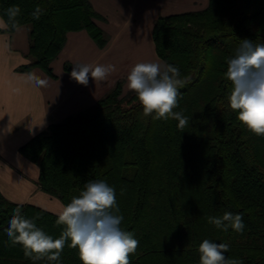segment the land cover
Instances as JSON below:
<instances>
[{
	"label": "trees",
	"instance_id": "trees-1",
	"mask_svg": "<svg viewBox=\"0 0 264 264\" xmlns=\"http://www.w3.org/2000/svg\"><path fill=\"white\" fill-rule=\"evenodd\" d=\"M13 5L21 9L19 26L29 28L31 61L21 71L40 68L55 78L51 64L69 32L86 31L101 49L108 44L94 21L105 18L89 0H0V17L6 20ZM37 7L39 20L31 15ZM245 39L264 43V0H208L203 10L158 17L156 53L179 68L174 111L188 118L187 125L145 116L136 94H123L119 81L95 106L52 123L18 149L38 166L41 189L67 205L89 181L113 187L120 226L139 241L130 264H199L205 239L227 244L226 258L264 264V136L237 119L225 76L227 60ZM17 206L53 238L65 228L59 215L13 203L0 192V264H33L5 231ZM224 212L242 215L243 232L208 223ZM61 264H81L77 249L66 244Z\"/></svg>",
	"mask_w": 264,
	"mask_h": 264
},
{
	"label": "crops",
	"instance_id": "crops-1",
	"mask_svg": "<svg viewBox=\"0 0 264 264\" xmlns=\"http://www.w3.org/2000/svg\"><path fill=\"white\" fill-rule=\"evenodd\" d=\"M89 1L105 18L94 21L108 36V44L101 49L86 31L69 32L65 46L51 64L55 78L40 68L31 71L47 81L45 87L25 83L22 74L28 72L20 70L31 61L29 28L20 25L19 30L0 33V192L13 203L35 205L56 215L65 205L41 189L38 166L18 149L52 123L89 110L123 79L124 88L135 64H164L153 41L158 17L208 6V0ZM80 64H112L116 71L103 81L90 77L84 86L70 75L74 65Z\"/></svg>",
	"mask_w": 264,
	"mask_h": 264
},
{
	"label": "clouds",
	"instance_id": "clouds-1",
	"mask_svg": "<svg viewBox=\"0 0 264 264\" xmlns=\"http://www.w3.org/2000/svg\"><path fill=\"white\" fill-rule=\"evenodd\" d=\"M20 14L17 5L7 8V19L0 17V29L19 30L17 17ZM42 14V9L37 7L31 15L39 20ZM226 63L225 76L232 84L228 97L230 108L237 112V119L245 128L257 136H264V43L242 40L236 54ZM114 71L116 68L112 64H80L74 65L70 75L77 83L87 86L90 77L103 81ZM22 77L25 83L36 88L47 85V81L34 72L24 73ZM179 77V68L171 64L137 63L127 75V88L136 94L145 116L154 114V119H175L183 128L188 118L174 111L179 107V86L182 84ZM117 213L115 189L103 180L89 181L59 214L57 223L65 228L58 238L45 233L35 219L26 218L21 206L12 210L5 231L10 244L21 245L24 256L33 264L42 260L61 264L66 244L77 249L81 264H130V254L136 251L139 241L132 232L121 228L123 216ZM208 223L223 231L231 228L237 233L245 228L242 215L231 212L209 216ZM228 251L227 244L205 239L198 247L199 264H242L237 259L226 258L224 254Z\"/></svg>",
	"mask_w": 264,
	"mask_h": 264
},
{
	"label": "rangeland",
	"instance_id": "rangeland-1",
	"mask_svg": "<svg viewBox=\"0 0 264 264\" xmlns=\"http://www.w3.org/2000/svg\"><path fill=\"white\" fill-rule=\"evenodd\" d=\"M191 6V5H190ZM183 7H185V6H183ZM191 7H193V6H191ZM193 10L195 9V8H192ZM192 10V11H193ZM186 11H189V10H186ZM124 83H125V80L123 79L122 80ZM121 81V82H122ZM123 82H122V87H123ZM129 92V90H128V88H127V85H125V87L123 88V94H126V93H128Z\"/></svg>",
	"mask_w": 264,
	"mask_h": 264
}]
</instances>
